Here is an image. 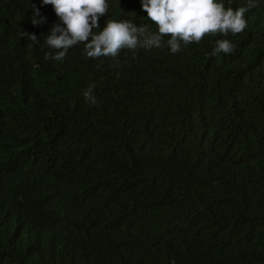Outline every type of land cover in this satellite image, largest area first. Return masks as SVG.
<instances>
[{"label": "trees", "instance_id": "16d2710c", "mask_svg": "<svg viewBox=\"0 0 264 264\" xmlns=\"http://www.w3.org/2000/svg\"><path fill=\"white\" fill-rule=\"evenodd\" d=\"M107 2L94 31L114 19L157 32L141 0ZM254 3L242 33L175 54L91 59L79 44L56 61L45 59L53 7L0 0V264H264V0ZM33 5L46 23L32 24ZM222 39L233 52L213 56ZM92 85L96 104L83 95Z\"/></svg>", "mask_w": 264, "mask_h": 264}, {"label": "clouds", "instance_id": "9594fccd", "mask_svg": "<svg viewBox=\"0 0 264 264\" xmlns=\"http://www.w3.org/2000/svg\"><path fill=\"white\" fill-rule=\"evenodd\" d=\"M43 5H51L60 23L55 24L46 36V44L55 54L48 52L45 59L63 61L69 49L84 45L86 56L91 59L111 57L116 59L124 49L135 52L139 48L151 50L167 46L172 54L182 50V46L200 43L205 36L242 33L248 23L245 14L255 7L254 0H248L246 7L235 10L226 8L218 0H141L142 10L147 19L157 28L150 32L146 25L137 27L128 20L108 19L101 31L99 20L108 15L107 0H42ZM34 26L46 23V18L37 20L39 9L33 5ZM23 36L38 45L40 37L23 32ZM164 37H170L164 41ZM234 44L227 40H217L212 55H228L234 50ZM94 85L84 93L91 104L97 101L93 95Z\"/></svg>", "mask_w": 264, "mask_h": 264}]
</instances>
